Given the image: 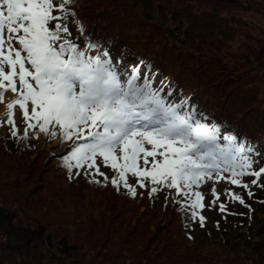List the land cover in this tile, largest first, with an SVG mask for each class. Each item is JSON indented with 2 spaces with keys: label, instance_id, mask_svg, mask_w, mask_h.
I'll use <instances>...</instances> for the list:
<instances>
[{
  "label": "rangeland",
  "instance_id": "1",
  "mask_svg": "<svg viewBox=\"0 0 264 264\" xmlns=\"http://www.w3.org/2000/svg\"><path fill=\"white\" fill-rule=\"evenodd\" d=\"M73 5L84 16L76 19L94 28L95 43L121 69L148 60L140 69L153 87H161L163 77L178 81L182 91L194 92L201 104L229 119L232 129L264 138V0H74ZM70 30L78 34L72 25ZM150 63L160 72L147 74ZM163 87L172 90V98L182 96L166 80ZM4 111L0 106V115ZM17 125L22 132L19 119ZM29 136L13 138L0 127V264H264V257L248 250L253 244L234 243L237 229L264 242V189L252 186L255 195L249 198L243 188L219 180L216 190L232 214L205 209L204 227L193 222L188 228V214L171 200L166 205L163 193L150 198L147 189L137 188L133 198L108 181L69 178L62 158L70 142ZM249 145L264 166V147ZM225 189L242 195L251 211L226 200ZM200 191L208 193L207 204L209 185ZM152 199L158 201L154 206Z\"/></svg>",
  "mask_w": 264,
  "mask_h": 264
},
{
  "label": "snow or ice",
  "instance_id": "2",
  "mask_svg": "<svg viewBox=\"0 0 264 264\" xmlns=\"http://www.w3.org/2000/svg\"><path fill=\"white\" fill-rule=\"evenodd\" d=\"M73 4L0 0V127L13 138L70 142L62 158L69 178L108 181L133 198L137 188L147 189L150 198L163 193L166 205L171 200L188 214V228L193 222L204 227L205 209L228 213L216 190L219 180L243 188L249 198L252 186L264 189V166L254 147L235 135L222 136L190 97L172 98L163 81L153 87L140 67L121 69L87 38ZM205 184L207 204L208 193L200 191ZM223 195L251 211L242 195L231 189Z\"/></svg>",
  "mask_w": 264,
  "mask_h": 264
},
{
  "label": "trees",
  "instance_id": "3",
  "mask_svg": "<svg viewBox=\"0 0 264 264\" xmlns=\"http://www.w3.org/2000/svg\"><path fill=\"white\" fill-rule=\"evenodd\" d=\"M71 8L74 11L77 7L74 6V5H71ZM75 12L77 13V17H79L80 14H81V16H83V14L81 13L80 9L75 10ZM83 18H84V16H83ZM84 25H85V23H84ZM84 29H85V32L88 33L87 34V38L90 39V40H92L93 42H95L96 41V39H95L96 36H95L94 31L92 30L94 28H91L90 25H89V23L87 24V21H86V26H84ZM151 60H152V58H151ZM139 62L140 63L138 65V67L141 68L145 64L148 63V60L145 61L143 59H140ZM154 67L155 66L152 63H150L149 69H147L148 74H149V72L150 73L153 72L154 74L156 72H160V68L159 67H156V68H154ZM160 80H161V82L162 81L164 82L166 80L167 83H170L171 86L176 87L177 88V91H179V90L182 91L183 89H186L178 81L171 80L169 82V80L164 79V77L162 79H160ZM181 94L184 97H190L191 98V103H193L201 112H203L207 117H209L211 124L214 125L222 133H225L226 135H235L238 138L243 139L247 144H257V143L259 144L260 143V145H262L264 147V138L260 137L261 135L258 136V137L257 136H254V134H251V132L248 129H246L245 131H243V130H240L239 128H237L236 126L235 127L233 126V129H232L231 128L232 124L229 121V119H226L224 117H221L219 115L214 114V112H213L212 109L210 110L206 105L201 104V102L196 98V95H195L194 92L187 90V91H182ZM226 124H228L229 126L226 125ZM29 138H31V137L29 136ZM29 143H30V145L33 144V143H35V140H31V141H29ZM9 148L11 149L12 147L9 146ZM109 175H112V174H109ZM155 200L156 199H152V201L150 202V203H152V206L156 205V203L158 202V201H155ZM165 209H167V208H165ZM237 216H239L240 218L242 217V215H239V214ZM237 230H238L237 231V234H235L234 236L236 238L238 237L239 240L238 241H234V243L238 245V244L242 243V241L243 242H249V245H251V244H253V245L248 250L257 252V253L260 254L261 257H264V255H263L264 252L262 253V251L260 250L261 249V246L260 245H263L264 242H262V241H252V240L248 239L247 236H246V234H245V232L248 231V230H240V229H237ZM245 249H247V248L244 247V250Z\"/></svg>",
  "mask_w": 264,
  "mask_h": 264
}]
</instances>
